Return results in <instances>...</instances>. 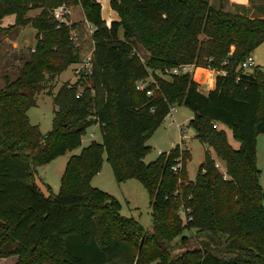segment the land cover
I'll list each match as a JSON object with an SVG mask.
<instances>
[{"label":"trees","instance_id":"16d2710c","mask_svg":"<svg viewBox=\"0 0 264 264\" xmlns=\"http://www.w3.org/2000/svg\"><path fill=\"white\" fill-rule=\"evenodd\" d=\"M110 4L119 17L108 24L98 0H0V20L15 15L14 23L0 24V42L19 26L38 30L18 76L0 83V260L264 264V192L256 154L257 136L264 134V70L240 67L264 41V16L249 15L243 6L230 11L223 0L217 6L209 0ZM61 5H80L93 27L92 66L54 93L53 127L44 134L28 111L47 81L81 62L74 38L79 24L54 16ZM32 9L40 12L29 16ZM182 64L215 69L214 87L203 93L191 73L168 72ZM150 75L153 92L147 95L136 83ZM174 105L194 112L189 125L223 161L224 171L207 151L189 179L190 152L180 144L144 162L148 138ZM221 123L239 147L229 143ZM93 124L102 142L72 154L59 193L45 195L36 180L38 166L79 148ZM105 155L118 182L136 179L148 192L151 230L92 185ZM181 205L190 209V220L178 213Z\"/></svg>","mask_w":264,"mask_h":264},{"label":"rangeland","instance_id":"374dc122","mask_svg":"<svg viewBox=\"0 0 264 264\" xmlns=\"http://www.w3.org/2000/svg\"><path fill=\"white\" fill-rule=\"evenodd\" d=\"M98 1L102 5V14L108 24L118 19L119 15L117 11L112 9L110 0ZM219 1L209 0L214 6H217L216 4ZM244 1L246 0H223V4L230 11L235 8H239L237 11H241L240 6H243L242 3ZM243 7H245L249 15L264 16V0H249V5ZM69 9H72V14L68 13L65 17L66 22L70 24L77 22L79 24L74 38L79 48L81 62L73 63L62 75H58L56 78L47 81L44 90L37 94V105L28 111L31 122L39 125L44 134L53 127V119L57 108L54 104V93L65 83H75L83 72H87L91 68L88 62L93 52L94 41L85 18L84 10L80 5L71 6ZM38 12L40 10L32 9L29 12V16H35ZM14 21L15 15H8L0 20V24L8 26L14 23ZM37 35L38 30L32 25H27L17 27L10 36L2 39L0 42V83L2 85H5L6 76L11 80H14L18 76L20 67L29 55V48L34 47L37 42ZM120 36L123 37V29L120 30ZM16 43H18V46ZM252 55L256 65L261 70H264V41L253 50ZM79 69H81L80 72H78ZM211 70L215 71V69ZM163 76L168 78L165 74ZM151 79L152 77L150 75L148 80ZM85 80L88 83V80ZM198 85L202 92H207L209 85L204 80L198 83ZM173 107L175 110H172L171 114L166 115L160 125H158L148 138L147 144L151 149L145 155L144 162H150L159 153L168 152L174 145L180 144L182 149H187L190 152L191 157L186 163L189 179H194L199 165L204 161L207 151L210 152L215 162L219 164L218 168L224 171V163L216 156L211 147L198 140L195 136V129L189 125V120L194 116V112L184 105H174ZM175 123H178L179 127ZM220 127L225 131L229 143L233 147H239V140L234 137L232 129L222 123ZM180 128L184 129V137L182 140H180ZM102 139L99 125L93 124L88 127L86 134L83 136V144L79 148L57 157L48 164L38 166L36 180L45 195H49L51 192L59 193L61 177L72 154L79 153L84 146L90 144L92 141L102 142ZM256 141L257 166L260 170L259 179L264 192V134H259ZM92 185L115 196L121 204L120 212L123 215L137 219L145 229L151 230V208L148 192L136 179L118 182L106 155L101 171L92 178ZM17 261L18 256H11L5 258L3 261L0 260V264H16Z\"/></svg>","mask_w":264,"mask_h":264},{"label":"built area","instance_id":"2783aa9c","mask_svg":"<svg viewBox=\"0 0 264 264\" xmlns=\"http://www.w3.org/2000/svg\"><path fill=\"white\" fill-rule=\"evenodd\" d=\"M69 11V8L66 7L65 5H61L59 6L58 8H56L54 10V16L59 19V20H65V14L68 13ZM66 21V20H65ZM90 31L93 33L94 32V29L93 27H91ZM91 57L89 58V62H88V65H91ZM256 65L255 63V60H254V57L252 54H248L243 60L242 62L240 63V67L243 69V70H246V71H250L254 66ZM92 66V65H91ZM195 67L193 65H190V64H182V65H179L177 67H174V68H171L170 70H168V72L170 73H173V74H179V73H186V72H189V73H192V70L194 69ZM81 69L78 70V72H80ZM149 81L153 82V79L151 80H148V78H143V79H140L137 81L136 83V88L138 90H144L146 89V94L147 95H151L152 92H153V89H148L147 86L149 84ZM172 110H175V108L172 106L170 108V111L168 114H171L172 113ZM214 126L216 127V124H214ZM94 135V134H92ZM180 137L183 139L184 137V129L183 128H180ZM215 165L218 167V163L215 162ZM178 169L177 166H173V170L176 171ZM190 209L187 208V207H184L183 205H181L178 209V213L180 214V216L183 218L184 221L186 220H190L191 217L190 216H187V212H189Z\"/></svg>","mask_w":264,"mask_h":264},{"label":"crops","instance_id":"0c3cea01","mask_svg":"<svg viewBox=\"0 0 264 264\" xmlns=\"http://www.w3.org/2000/svg\"><path fill=\"white\" fill-rule=\"evenodd\" d=\"M243 6H248L249 5V0H246L244 1V3H242ZM71 8V7H70ZM73 9V8H72ZM72 9H69L68 13H71L72 14ZM39 13V12H38ZM88 27H89V30L90 28L92 27L90 23H88ZM17 46H18V43H16ZM217 72L211 70V69H208V68H204V67H195L193 70H192V77L193 79L197 82V83H201L203 80L205 81L206 84H208L209 86L207 87V91L211 88L214 87V83H215V75H216ZM63 74V73H62ZM60 74V75H62ZM199 88V86H198ZM200 90V89H199ZM203 93H206L203 92ZM177 122V121H176ZM175 125L177 127H179V124L178 123H175ZM179 134H180V129H179ZM180 140H182V138L180 137ZM223 162V161H222ZM5 259V258H4ZM4 259H1L2 261Z\"/></svg>","mask_w":264,"mask_h":264}]
</instances>
